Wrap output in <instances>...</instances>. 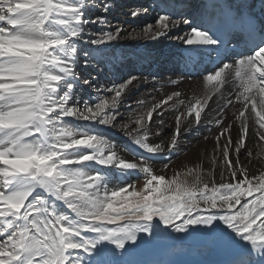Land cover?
Segmentation results:
<instances>
[{
    "label": "snow or ice",
    "instance_id": "obj_1",
    "mask_svg": "<svg viewBox=\"0 0 264 264\" xmlns=\"http://www.w3.org/2000/svg\"><path fill=\"white\" fill-rule=\"evenodd\" d=\"M113 7L0 0V264H133L137 247L177 240L224 252L218 264H264V0H187L179 18L170 8L127 35L105 30ZM121 40L178 42L189 71L200 70L201 94L186 102L173 91L133 108L125 96L148 77L94 86L91 70ZM169 108L177 114L165 153L152 140ZM201 126L218 129L204 136L210 167L200 160L168 176L180 137ZM106 129L147 155L125 160ZM158 158L168 160L164 174L150 163ZM141 174V189L126 182Z\"/></svg>",
    "mask_w": 264,
    "mask_h": 264
},
{
    "label": "bare ground",
    "instance_id": "obj_2",
    "mask_svg": "<svg viewBox=\"0 0 264 264\" xmlns=\"http://www.w3.org/2000/svg\"><path fill=\"white\" fill-rule=\"evenodd\" d=\"M135 1L136 0H129L128 3H121L120 0H116V4H118V7H117V5L114 4L115 9L112 8V10L109 13L115 14L116 12H118V9L120 8V6L123 7V4H125V6L123 7L125 10L123 12H125V14L130 13L131 11H133V10H131L132 8H130V7H133V6L140 3V0H137V3H135ZM173 1L177 2V3H175V5H180V4L183 5V4L187 3V0H173ZM158 2L159 3L154 5L156 7L153 6L151 8L152 9L155 8L154 11H156L159 7H161L162 12H160V13L165 14L166 9L170 6V3H162L160 0H158ZM97 14H99V13H97ZM118 18L119 17L116 16L115 21ZM139 19H140V17H139ZM139 19L137 17H135V18L133 17V19L131 20V22L127 26L129 29L123 30V34L127 35L128 34L127 32L129 30L131 31V29L138 28L137 26H139L141 24ZM107 21L109 22V20H107ZM115 21H112L111 24L108 23L110 27L105 28V30H113L114 31V29L117 27L116 23L115 24L113 23ZM146 23H147V21L142 22V24H146ZM129 42H131V44H134L133 50H136L134 48H140V46H138V45H140L139 43H141V42L143 44L147 43L144 41H133V40H129ZM124 47L129 48L126 45ZM147 47L148 46H145V48H147ZM110 48L115 52V57L112 58V61L114 63L123 62V58L120 55L121 52L119 51L120 49L123 48V46L121 45V41L116 42L114 44V46H111ZM110 48H108V49H110ZM158 48L162 54L170 56L169 58H171L172 62L175 63V68H171V74H169V76L166 75L167 76L166 78H162V79L160 78L158 82L156 81L157 84L154 86L152 99L149 100V103H147L148 104L147 106L151 107V105L154 102H157L159 100L166 98V96L170 95L173 91H180L182 93L181 99L185 100L186 102L189 101L193 96L200 95L201 94V88H202V75L199 74L200 70L197 69L194 71H189V68L191 67V65L186 64L185 60L183 59L182 53L180 51L181 46L178 44V42H175V43L168 45V46H159ZM122 50H125V49L123 48ZM152 51H149V53L145 57L146 60L149 56L151 58L152 57H159V56H157V54H155ZM142 58H143L142 56L141 57L135 56V58L133 59V63H135L137 65H141L144 62V60ZM128 60H130V59H128ZM205 67H210V66L205 65ZM141 72H144L143 69ZM181 77H183L182 80L180 79ZM189 77H191V78H189ZM170 79L180 80V82L177 85L173 86V85H170V83H169ZM134 91L135 90L133 89L129 94H127L125 96V98H127L131 95H134V93H135ZM217 102L218 101L216 98H214L213 101H210V103L212 104L213 107H216ZM171 103H175V101L170 102V104ZM179 110L184 111V108L181 107ZM228 111H229V115H231L232 110L229 109ZM176 114H177L176 110L171 109V108H169V110L164 113L163 120H164L165 124H164V129L162 130L163 135L159 138H153V140H152L153 143L163 141L164 146H165V153H167V143L170 142L171 137H169V138L167 137L168 141L166 142L164 140V135L166 132H168V130H171V128L175 126V115ZM154 119H156L155 116H154ZM103 132L112 136L113 139L118 143V144H116L115 142L113 143L115 145V150L118 153V155H120L125 160L138 162L141 156L147 155L142 150L138 149V147L132 143L130 138L123 135V133L121 131L119 133H114V132L106 129ZM169 132H171V131H169ZM217 132H218V129L214 126L211 128V131H209L204 126H201L198 130H193L190 134L182 135L180 137V141H179V145H178L177 149L175 150V152L171 156V165H170L169 170H167V175L171 176L172 170H179L184 165H192L196 162H200V160H203V163L206 167H210L209 154L211 153L213 141L211 139L208 141H205L204 136H210L211 137V136H214ZM119 143H120V145H119ZM250 147L253 149V153L255 154V151L258 150L255 146V143L251 144ZM127 151H130V153H128ZM133 153H136V155H133ZM242 159H243V157H242ZM150 163L152 164V166H153L154 170L157 172V174H164L161 172V169H162L163 164L168 163V160L163 159V158H158V159H154V160L150 161ZM140 176H142V174L139 176H137V175L129 176L127 178L126 182L131 183L134 180L138 179ZM217 179H219L218 175H217ZM116 184H117L116 180L111 181V185L114 186ZM152 249L154 250V247ZM144 253L143 254L137 253V255H136L137 257H135L133 260H131L133 262V264H160V262H172V264H192L190 262H187L184 258H181L182 255H180V256L179 255L178 256H169V253L163 252L162 258L158 259L156 256H153V254H152V256L145 257ZM138 255H141V256H138ZM170 255H172V254L170 253ZM187 257L188 256L186 255V258ZM213 259L214 258L212 257L211 254L206 253V255L204 256V260H205L204 264H218L219 261L218 260L215 261ZM198 261H200V260H198Z\"/></svg>",
    "mask_w": 264,
    "mask_h": 264
},
{
    "label": "rangeland",
    "instance_id": "obj_3",
    "mask_svg": "<svg viewBox=\"0 0 264 264\" xmlns=\"http://www.w3.org/2000/svg\"><path fill=\"white\" fill-rule=\"evenodd\" d=\"M143 1L144 0H140L139 4L133 7H130V8H132L131 10L147 8L148 12L146 14H141L140 16H138L137 18L139 19L140 17L139 21L141 24L137 26L138 28L135 27L136 29H131V31L129 30L127 33L133 32V30L141 31L145 25L149 23L154 24L155 18L159 14H161L151 9V6L153 5V0H145L146 3H142ZM111 2L117 5L118 7V4H116V0H111ZM120 2L128 3L129 0H120ZM135 3H137V0L135 1ZM124 6L125 4H123V7ZM123 7L120 6V8L118 9V12H116L115 14H111V13L105 14V18L106 20H109L108 23L111 24L112 21H115L116 16L119 17L116 20L117 22L115 21L113 23L114 24L116 23L117 27H120L122 30H127L129 29L127 26L131 22L133 17L130 15L131 12L125 14V12H123L125 10ZM170 8H173L174 11L177 13V15L174 16V18H179V13L184 11V6L182 8H179V7L177 8L176 6H174V4H172L167 8V11ZM141 21L142 22L147 21V23L142 24ZM175 42L176 41L165 40L163 44H157L155 46H153L150 42H147L146 44H143L141 42L139 43L140 45H138L140 46V48H134L136 50H133L134 44H131L129 40H121V45L123 46L125 50H122L123 48L119 50L121 52L120 55L123 58V62H118V63H114L112 61V58L115 57V52L110 48L111 46H109L108 48L110 49H108L107 52L101 53L102 58L98 60L97 62L98 66L95 69L91 70V76L96 77L94 81V86L103 85L107 87V86H110L114 82L120 83L124 79H127L129 75L140 76L142 81L144 77H148L149 82H146V83L141 82L136 88H134L135 90L134 95H131L125 98L126 102H132L131 107L133 108L136 106L135 101L137 100H144L145 102L148 100L146 102V105H148L147 103H149V100L152 99L154 86L157 84L159 79L166 78L167 76H169V74H171V68H175L174 63L171 62V59H168V57L170 56L162 54L158 47L168 46ZM125 45L129 48H125L124 47ZM145 46H148V47L145 48ZM149 51L154 52L159 57H152L150 62L149 60H146V58H142L145 61L144 63H142L141 65L133 64L132 60L135 58V56L145 57L149 53ZM142 69L144 72H141ZM152 76H155L157 78L156 80L157 82L154 83L151 81ZM78 92L81 97H86L89 94V92H91V90L90 89H80L78 90ZM120 112L123 114V120L126 121L127 116H128L126 107H121ZM108 130L114 133L120 132L118 129H108ZM169 131L171 130H168V132H166L164 135V140L166 142L168 141V138L171 137V132ZM104 133L105 132H102V134L109 141V143L115 142L116 144H118L113 139L112 136H110L107 133L105 134ZM127 152L130 153V151H127ZM131 183L135 184L137 190L141 189L143 186V176H140L138 179L134 180ZM140 235L143 236L145 234H140ZM153 247H154V250L152 249ZM163 252L169 253V256L182 255L181 258H184L187 262H190L192 264H204V261H205L204 256L206 255V253L211 254L212 257L214 258L213 260L215 261L216 260L222 261L227 258L224 252L210 250L208 248L202 247L196 240H185V241L177 240L174 242L173 241H154L152 244H147V245L137 247L136 249L132 251V253L127 257V259L130 261L133 260L135 257H137L136 256L137 253H140V254L144 253L145 257L152 256L153 254V256H156L158 259H161ZM170 253L172 255H170ZM186 255L188 256L187 258H186ZM138 256H141V255H138Z\"/></svg>",
    "mask_w": 264,
    "mask_h": 264
}]
</instances>
